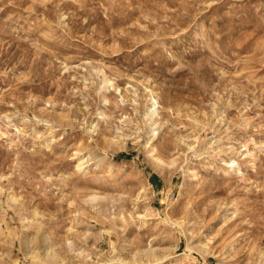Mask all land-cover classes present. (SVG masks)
<instances>
[{"label":"rangeland","instance_id":"1","mask_svg":"<svg viewBox=\"0 0 264 264\" xmlns=\"http://www.w3.org/2000/svg\"><path fill=\"white\" fill-rule=\"evenodd\" d=\"M0 264H264V0H0Z\"/></svg>","mask_w":264,"mask_h":264}]
</instances>
